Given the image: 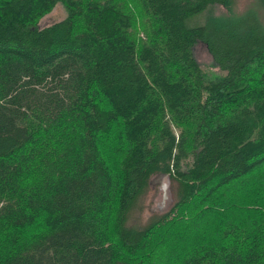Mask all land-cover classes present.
Segmentation results:
<instances>
[{"label":"trees","instance_id":"obj_1","mask_svg":"<svg viewBox=\"0 0 264 264\" xmlns=\"http://www.w3.org/2000/svg\"><path fill=\"white\" fill-rule=\"evenodd\" d=\"M246 20L234 0H0V264H264V25ZM157 176L175 204L140 229Z\"/></svg>","mask_w":264,"mask_h":264},{"label":"rangeland","instance_id":"obj_2","mask_svg":"<svg viewBox=\"0 0 264 264\" xmlns=\"http://www.w3.org/2000/svg\"><path fill=\"white\" fill-rule=\"evenodd\" d=\"M255 1V2H253ZM234 10L242 14L243 19L252 21L251 18L261 22L262 14L259 10L256 0H234ZM215 14H224L226 9L222 6H216ZM66 17L64 8L59 5L56 9L41 21L42 27H47L62 21ZM195 57L204 68L213 69L215 64L214 57L206 43L200 42L194 50ZM216 71V70H214ZM176 185L171 182L169 176H157L151 182V188L143 198L142 211L137 210L130 218V224L138 228H144L151 220L159 218L166 214L175 204Z\"/></svg>","mask_w":264,"mask_h":264}]
</instances>
